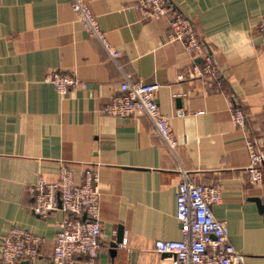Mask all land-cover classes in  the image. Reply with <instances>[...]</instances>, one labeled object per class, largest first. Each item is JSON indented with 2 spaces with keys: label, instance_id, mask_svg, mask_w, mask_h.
Masks as SVG:
<instances>
[{
  "label": "crops",
  "instance_id": "obj_1",
  "mask_svg": "<svg viewBox=\"0 0 264 264\" xmlns=\"http://www.w3.org/2000/svg\"><path fill=\"white\" fill-rule=\"evenodd\" d=\"M73 1L0 0V245L11 228H24L43 239L34 264H52L65 215H37L29 187L38 175L55 182L67 168L76 185L87 173L97 177L101 192L99 255L75 264H170L155 243L182 237L176 193L184 170L220 188L213 214L229 242L245 264H264V214L252 200L264 205V181L252 185L247 172L249 144L264 153V37L257 31L264 0H168L193 23L217 78L194 74L203 55L170 40L171 17L145 18L137 0H80L119 53L113 60L78 22ZM241 30L252 41L243 57L233 47ZM54 72L74 74L87 87L60 95L45 81ZM126 77L159 86L175 153L148 117L104 113ZM236 108L244 127L233 121ZM120 227L123 243L113 254Z\"/></svg>",
  "mask_w": 264,
  "mask_h": 264
},
{
  "label": "built area",
  "instance_id": "obj_2",
  "mask_svg": "<svg viewBox=\"0 0 264 264\" xmlns=\"http://www.w3.org/2000/svg\"><path fill=\"white\" fill-rule=\"evenodd\" d=\"M136 7L145 18L171 17L170 40L182 42L185 51L192 57L203 55L204 66H194V74L218 77L216 66L206 53L193 23L175 10L168 0H137ZM72 8L84 30L99 40L115 60L119 53L106 40L90 8L80 0H74ZM257 31L264 37V17L259 21ZM45 81L63 96L75 89L87 87L85 82L70 73L54 72ZM158 87L157 84H141L126 77L119 86V93L103 111L112 116L148 117L157 135L175 153L178 141L171 130L169 118L160 111L155 96ZM233 121L238 127H244L245 114L240 108L234 110ZM249 149V181L252 185H261L264 181V153L257 152L252 144H249ZM181 173L182 180L176 193V218L182 237L175 241H157L155 252L171 255L170 264H245V256L229 242L226 224L213 214V206L223 198L220 188L198 184L190 179L187 171L181 170ZM29 193L34 199L33 211L37 215L47 217L58 209L65 215L55 236L52 264H75L79 256L95 261L101 249L102 235L101 192L97 177L87 173L85 182L76 185L72 171L62 168L55 182L38 175L37 181L29 187ZM42 244L41 237L24 228L13 227L2 237L0 261L3 264H15L23 260L27 264H34L40 256Z\"/></svg>",
  "mask_w": 264,
  "mask_h": 264
},
{
  "label": "clouds",
  "instance_id": "obj_3",
  "mask_svg": "<svg viewBox=\"0 0 264 264\" xmlns=\"http://www.w3.org/2000/svg\"><path fill=\"white\" fill-rule=\"evenodd\" d=\"M252 41L248 34L244 31H237V41L233 45L236 50V54L243 57L244 55L250 54Z\"/></svg>",
  "mask_w": 264,
  "mask_h": 264
},
{
  "label": "water",
  "instance_id": "obj_4",
  "mask_svg": "<svg viewBox=\"0 0 264 264\" xmlns=\"http://www.w3.org/2000/svg\"><path fill=\"white\" fill-rule=\"evenodd\" d=\"M263 170H264V163H263ZM253 201H255L257 203V206H258V209H259V212L264 214V205L262 204L261 200L260 199H257V198H254L252 199ZM61 205L60 203V200H59V206ZM123 229L122 227L119 228V231H118V235H117V238H116V241L113 242L111 244V248H112V253L114 254L116 249L118 248L119 245H121L123 243ZM164 256H166L167 258H170L171 255L169 254H164Z\"/></svg>",
  "mask_w": 264,
  "mask_h": 264
}]
</instances>
